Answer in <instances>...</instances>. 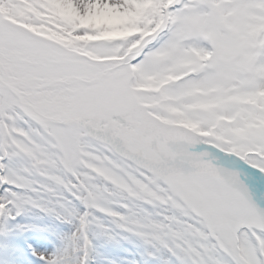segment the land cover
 I'll return each mask as SVG.
<instances>
[{"label": "snow or ice", "instance_id": "1", "mask_svg": "<svg viewBox=\"0 0 264 264\" xmlns=\"http://www.w3.org/2000/svg\"><path fill=\"white\" fill-rule=\"evenodd\" d=\"M33 210L69 226L51 248ZM125 234L264 264V0H0V264Z\"/></svg>", "mask_w": 264, "mask_h": 264}, {"label": "rangeland", "instance_id": "2", "mask_svg": "<svg viewBox=\"0 0 264 264\" xmlns=\"http://www.w3.org/2000/svg\"><path fill=\"white\" fill-rule=\"evenodd\" d=\"M19 219L21 223L35 225L30 231L21 234L20 239L24 238L23 240H29L28 242L35 240L37 243H40L41 241H46L44 240L45 238L49 243H52L51 229L63 232L69 231L68 225L61 224L53 217L44 216L35 210L30 215ZM125 237L118 238V240L112 242L103 238L97 239L95 245L99 255L95 264H108L109 259L116 260L120 264H132L133 261H139V264H163L164 254H160L158 259H151L147 255L150 249L142 240L128 234H125ZM112 246H114V251L119 253L114 257L111 254ZM2 249L3 245H0V251ZM28 255L31 256V253L28 252ZM31 260L38 262V259L34 256H31Z\"/></svg>", "mask_w": 264, "mask_h": 264}, {"label": "bare ground", "instance_id": "3", "mask_svg": "<svg viewBox=\"0 0 264 264\" xmlns=\"http://www.w3.org/2000/svg\"><path fill=\"white\" fill-rule=\"evenodd\" d=\"M255 171H256V170L254 169V171H252V172L255 173ZM23 239H24V238H23ZM23 239H21V240H23ZM42 240H43V239H42ZM44 240H46V241H41V242L38 243V244L46 245V246H48V248H51V247L53 246L52 243H49L47 239L44 238ZM28 241H29V240H28ZM31 241H32V240H31ZM108 244H109V243H108ZM33 246H36V245H33ZM40 250H41V251H44L45 248H40ZM111 254H112L113 257L119 254V253H117V252L114 251V246L111 247ZM36 258H37V257H36ZM29 264H39V263H38V262H35V261H33V260H30V261H29Z\"/></svg>", "mask_w": 264, "mask_h": 264}]
</instances>
